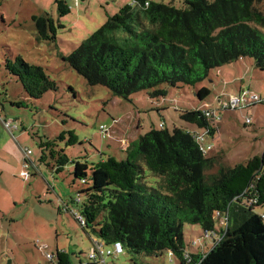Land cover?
<instances>
[{"label": "trees", "instance_id": "16d2710c", "mask_svg": "<svg viewBox=\"0 0 264 264\" xmlns=\"http://www.w3.org/2000/svg\"><path fill=\"white\" fill-rule=\"evenodd\" d=\"M56 4L61 17L70 14L64 1ZM261 4L264 0H181L179 6L132 0L63 60L88 85L106 87L125 100L143 91L164 98L171 88L194 87L212 70L240 58L253 59L264 71ZM34 19L43 41H56L64 28L48 15ZM15 60L6 62V69L30 99L58 90L42 66L21 55ZM209 96L207 88L197 92L200 102ZM181 117L205 131L170 132L162 126L131 143L125 159L72 162L73 185L81 186L76 201L85 196L82 228L105 245L120 242L139 255L168 252L180 264H264V212L257 210L264 208V155L212 173L218 161L202 152L199 141L207 129L212 135L213 121L199 109ZM58 141L72 147L79 140L73 131L41 140L40 161L62 173L70 159ZM185 224L219 237L208 251L196 245L187 250ZM68 258L59 252V264H70Z\"/></svg>", "mask_w": 264, "mask_h": 264}, {"label": "rangeland", "instance_id": "374dc122", "mask_svg": "<svg viewBox=\"0 0 264 264\" xmlns=\"http://www.w3.org/2000/svg\"><path fill=\"white\" fill-rule=\"evenodd\" d=\"M56 1L0 0L1 127L14 141L19 136L22 145L15 141L16 146L24 154L20 167L16 158L0 147V264H59V252L68 254L70 264H94L88 256L96 235L84 230L77 219L85 196H81L82 203L76 201L81 186L78 181L73 185L72 162L80 160L92 165L109 156L125 159L126 144L129 148L141 136L162 126L170 132L175 128L205 131L184 120L183 113L199 109L210 111L216 119V124L211 123L214 132L203 143L212 148L208 157L218 161L212 173H217L220 167H235L264 155V103L249 100L236 109L228 108L241 92L264 101V71L256 67L253 59L240 58L214 69L196 86L171 88L164 98L152 99L145 91L129 100L114 97L106 87L88 85L63 59L132 0H59L71 9L64 17ZM152 1L174 2L176 6L181 2ZM260 8L264 6L261 4ZM46 14L64 27L58 29L54 42L41 40L34 19ZM19 55L29 64L42 66L57 82L58 90L48 92L40 100L30 99L6 69V62H15ZM203 88L210 91V96L200 102L197 92ZM6 121L11 122L10 128L6 127ZM71 131L79 143L67 147L58 141L59 149L66 150L70 163L62 173H56L48 163L40 161L41 140H56L62 133ZM4 139L5 136H0V141ZM26 150L32 151L29 177L22 178L20 173L14 176L8 166L1 167L18 166L24 170ZM257 210L264 212V208ZM217 228L222 230L219 220ZM217 237L216 233L214 237L206 235L198 225L184 226L187 250L194 251L195 244L197 250L208 251ZM109 248L111 245H106ZM47 254L54 258H47ZM105 264L180 263L168 252L158 256L139 255L125 249L117 257L106 256Z\"/></svg>", "mask_w": 264, "mask_h": 264}, {"label": "built area", "instance_id": "2783aa9c", "mask_svg": "<svg viewBox=\"0 0 264 264\" xmlns=\"http://www.w3.org/2000/svg\"><path fill=\"white\" fill-rule=\"evenodd\" d=\"M249 100H252L254 103H264V101H261L259 99L258 96H252L249 95V93H242L240 94V96L236 97V99L232 100V103L229 105L228 108H232V109H236L238 106L240 105H244L247 104L249 102ZM205 116L211 120L210 118H213V122L216 124V119L213 115V113H211L210 111H204ZM250 120H247V123H249ZM6 127L10 128L11 127V122H5ZM211 129L213 127V124H211ZM209 127V128H210ZM106 129L105 127H102V129ZM211 130L207 129L205 135H203L202 137H200V145H201V150L205 155H208L209 151L212 149L210 146H204V141L205 139H207L209 136H211ZM32 154L31 150H26L25 151V161L26 163L24 164V170L21 172V177L27 178L29 177L30 173L27 171V169L30 168L31 165V160L29 159L30 155ZM77 219L80 223V225H85V221L83 219V217L81 215L77 216ZM206 235H209V233H206ZM211 236V235H209ZM201 240H203V238H201ZM93 247L91 252L89 253L88 259L90 262L94 263V264H105V260H106V256L107 257H117L120 254L124 253V248L122 243L120 242H116L113 245H111V248L106 249V245L104 243H102L99 240L93 239ZM195 245V244H194ZM47 258L53 259L52 255L47 254ZM187 258V256H186Z\"/></svg>", "mask_w": 264, "mask_h": 264}, {"label": "crops", "instance_id": "0c3cea01", "mask_svg": "<svg viewBox=\"0 0 264 264\" xmlns=\"http://www.w3.org/2000/svg\"><path fill=\"white\" fill-rule=\"evenodd\" d=\"M48 14L44 15V16H47ZM50 16V15H48ZM2 111H3V107H1ZM1 120H0V136L2 137H6V139H4L5 141H0V147L1 148H6L7 151H9V155L11 156V158H16V161L17 162V165L21 167V162H22V159H24V154H23V151H19L18 147L16 146V142L19 144V146L22 145L21 141H20V138L18 136V141L17 140H13L11 138V136L5 131L2 129L1 127ZM11 133V132H10ZM12 134V133H11ZM22 135V134H21ZM21 137V136H20ZM6 146V147H5ZM9 146V147H8ZM22 157V159H21ZM18 159V160H17ZM6 167L8 166V170H10L11 172L10 173H13L14 176H17L18 173L22 172L23 170H21L18 166H9V165H1V167ZM54 258V257H53Z\"/></svg>", "mask_w": 264, "mask_h": 264}, {"label": "water", "instance_id": "95a60500", "mask_svg": "<svg viewBox=\"0 0 264 264\" xmlns=\"http://www.w3.org/2000/svg\"><path fill=\"white\" fill-rule=\"evenodd\" d=\"M124 148H126V149H127V148H128V144H126Z\"/></svg>", "mask_w": 264, "mask_h": 264}]
</instances>
